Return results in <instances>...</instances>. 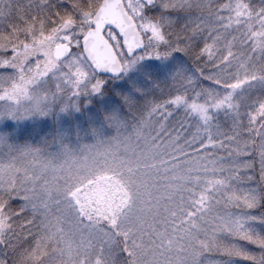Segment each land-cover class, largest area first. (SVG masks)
Segmentation results:
<instances>
[{
    "label": "snow or ice",
    "instance_id": "snow-or-ice-1",
    "mask_svg": "<svg viewBox=\"0 0 264 264\" xmlns=\"http://www.w3.org/2000/svg\"><path fill=\"white\" fill-rule=\"evenodd\" d=\"M0 264H264V0H0Z\"/></svg>",
    "mask_w": 264,
    "mask_h": 264
}]
</instances>
